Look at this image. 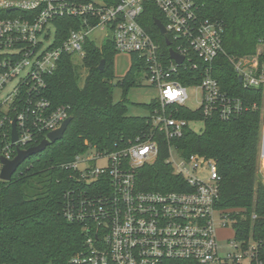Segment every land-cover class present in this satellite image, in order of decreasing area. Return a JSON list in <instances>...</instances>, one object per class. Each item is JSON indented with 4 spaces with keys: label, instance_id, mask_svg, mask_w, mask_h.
Returning a JSON list of instances; mask_svg holds the SVG:
<instances>
[{
    "label": "built area",
    "instance_id": "1",
    "mask_svg": "<svg viewBox=\"0 0 264 264\" xmlns=\"http://www.w3.org/2000/svg\"><path fill=\"white\" fill-rule=\"evenodd\" d=\"M154 5L165 19H160L165 34L156 19L154 24L164 41L170 42L168 57L144 25L145 11ZM67 18L80 19L79 26L67 23L70 31L61 40L59 33ZM99 31L105 33V42L113 40L119 53L130 57L136 53L145 60L142 79L155 86L159 95L148 114L151 130L124 147L109 152L91 149L66 165L77 173V182L86 186L66 194L65 217L81 223L85 231L84 249L70 262L264 264L261 237L239 239L234 231L233 239L227 238L234 251L221 252L218 232L230 222L217 208L218 163L200 154L185 156L173 144L196 122L174 116L169 109L187 106L191 87L201 91L199 107L207 116L218 114L229 120L257 107L223 91L214 67L224 51V26L204 19L194 0H120L112 5L105 0H0V174L1 157L13 159L19 149L47 138L70 116L68 106L51 107L45 96L47 77L65 56L75 63L78 58L84 65L85 44L95 43L90 35ZM169 48L184 57L182 63L170 57ZM256 58L232 59L246 88L264 85V64L260 69ZM201 66V82L184 85L182 72ZM15 119L18 140L13 142ZM164 144V161L186 188L162 191L142 186L146 168L159 160Z\"/></svg>",
    "mask_w": 264,
    "mask_h": 264
},
{
    "label": "trees",
    "instance_id": "2",
    "mask_svg": "<svg viewBox=\"0 0 264 264\" xmlns=\"http://www.w3.org/2000/svg\"><path fill=\"white\" fill-rule=\"evenodd\" d=\"M204 19L220 21L224 26L223 47L215 61V76L223 91L241 98L247 105L256 103L242 114L222 120L218 114L207 116L203 107L171 106L174 116L203 122L198 133L187 127L183 137L173 144L185 156L200 154L217 161L220 191L217 208L225 215L239 239L264 238V180L260 174V143L264 126V85L246 88L232 59L255 56L264 43V0H194ZM116 4L120 0H105ZM165 19L154 6L145 11L144 25L155 35L165 55L168 47L154 20ZM78 18H67L60 39L67 37V23L79 26ZM84 65L69 56L61 59L57 70L47 77L45 96L53 109L68 106L72 121L64 137L44 151L32 155L10 181L0 180V264H73L71 259L84 249L85 231L78 222L64 215L66 194L86 187L78 183L77 173L66 165L93 149L109 152L124 147L152 128L150 116L128 114V93L140 86L146 70L145 60L131 55V66L117 82L115 60L119 54L113 40L102 46L88 40ZM104 69L100 70L101 61ZM260 69L264 54L259 55ZM87 75L82 82V67ZM204 70H185L181 81L186 86L201 82ZM119 86L122 100H114V87ZM154 99L145 108L152 112ZM45 139L42 137L32 146ZM146 168L143 187L172 191L186 188L173 173L164 157ZM180 181V182H179ZM178 182L180 184H178ZM88 187H90L88 185ZM88 189V188H86Z\"/></svg>",
    "mask_w": 264,
    "mask_h": 264
},
{
    "label": "rangeland",
    "instance_id": "3",
    "mask_svg": "<svg viewBox=\"0 0 264 264\" xmlns=\"http://www.w3.org/2000/svg\"><path fill=\"white\" fill-rule=\"evenodd\" d=\"M105 33L103 35L101 32H95L90 35V38L95 41V43L99 45H103L105 42ZM264 54V43L260 44L258 46V53L255 56H247L252 61L257 59L256 57L259 55ZM76 63L78 65L81 64L80 60L77 58ZM131 66V57L127 53H119L116 56L115 60V73H116V80L124 76L126 72L129 70ZM81 70L82 75V82L85 79L87 75V69L83 66ZM139 81L141 83L140 86L132 87L129 90L128 93V114L129 115H135V116H146L149 114V111L145 108V104H149L153 99L157 98L159 95V90L155 86H151L149 83H147L145 80L142 79V76L139 78ZM190 99L187 101V107L191 109H197L200 106V98H201V91L197 90L195 88H189L188 89ZM122 94L123 91L119 86L114 87V100L120 101L122 100ZM203 122L196 121L191 123V128L200 133L203 130ZM264 128V127H263ZM104 163L99 162V165H103ZM260 174L262 175V178L264 180V162L263 157H260ZM219 237V244L221 245V252L225 251H234V246L229 243V240L227 238L233 239L234 237V228L229 223L227 227L221 228L218 232Z\"/></svg>",
    "mask_w": 264,
    "mask_h": 264
},
{
    "label": "water",
    "instance_id": "4",
    "mask_svg": "<svg viewBox=\"0 0 264 264\" xmlns=\"http://www.w3.org/2000/svg\"><path fill=\"white\" fill-rule=\"evenodd\" d=\"M155 24L160 29L162 34L166 33V28L164 23L160 19L155 20ZM166 44L169 46L170 42L167 40ZM170 57L177 60L179 63H182L184 57L176 53L172 48H169ZM105 60L101 61V65L99 67L100 70L104 69ZM240 83L243 82L242 75H239ZM72 121V116L70 115L62 124V126L54 131L48 133L47 138L43 139L41 143L36 146L29 147L28 149H19L18 154L13 159H6L5 157H1L3 168L0 174V178L4 181H10L13 175L16 173L18 168L28 160L32 155L38 154L44 151L50 144L62 139L64 134ZM13 142L18 140V133L16 129V119L13 122Z\"/></svg>",
    "mask_w": 264,
    "mask_h": 264
},
{
    "label": "bare ground",
    "instance_id": "5",
    "mask_svg": "<svg viewBox=\"0 0 264 264\" xmlns=\"http://www.w3.org/2000/svg\"><path fill=\"white\" fill-rule=\"evenodd\" d=\"M263 162H264V156H263Z\"/></svg>",
    "mask_w": 264,
    "mask_h": 264
}]
</instances>
